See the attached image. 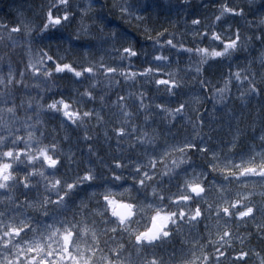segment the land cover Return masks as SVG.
Instances as JSON below:
<instances>
[{
  "label": "snow or ice",
  "instance_id": "1",
  "mask_svg": "<svg viewBox=\"0 0 264 264\" xmlns=\"http://www.w3.org/2000/svg\"><path fill=\"white\" fill-rule=\"evenodd\" d=\"M93 2L88 0L82 7L71 0H49L41 5L38 22L20 21L10 29L0 24L7 32L0 40L26 39L29 53L23 68L22 61L16 67L9 63L4 74L0 65V264H249L259 253L246 251L244 243L264 234V191L254 190L264 189V134L258 145L237 150L236 135L226 141L214 138L216 129L210 127L205 133L202 118L190 121L191 131L174 132L175 121L185 118L190 105L181 99L187 93L179 73L162 69L183 63L186 55L189 64L195 57V68L181 71L194 73L200 89L210 90L215 102L227 107L233 86L243 104L253 98L264 101V0H215L210 21L189 11L191 0H179L176 6L185 11V32L179 39L168 29L149 35L151 52L137 49L116 30L103 34V28L93 23L89 28L81 25L75 35L79 41L81 34L93 29L102 34L80 50L83 62L60 57L58 52L49 54L50 45L48 51L39 49L32 56L34 43L51 40L50 33L66 29L77 14L93 19ZM116 6L131 15L130 5ZM203 8L207 11L209 5L204 3ZM165 34L170 38L162 40ZM186 35L192 47L186 46ZM205 41L208 46H199ZM256 43L261 46L259 69L255 58L236 64V71L230 62L226 72L219 67ZM69 48L76 53L71 44ZM97 53L108 59L104 55L97 59ZM134 60L148 67L123 70L135 67ZM165 74L167 79L156 78ZM118 77L125 85L144 81L140 88L147 87L152 94L129 91L111 101L109 93L121 85ZM29 78L39 83H26ZM61 79L84 86L83 92L75 90L79 99L65 98L67 93L58 86ZM82 101L102 107L80 110L77 105ZM172 102L178 106H166ZM104 106L121 118L104 133V139L110 145L114 141L119 150L110 161L93 148L99 135L88 134L92 120L96 127L110 123L100 115ZM140 115L143 125L133 122ZM57 116L59 124L49 129L45 118ZM257 118L264 125V103ZM67 128L84 132L77 143L88 145L87 158L80 149L62 147L71 145L72 137L61 135ZM126 141H130L127 153ZM233 184L238 190L227 187ZM212 192L217 197L208 203ZM126 196L132 202H124ZM206 221L215 222V234ZM240 224L254 227L255 233L241 237L230 230V225ZM183 228L195 233L196 243L188 242L185 248L182 242L179 254L174 247L166 252ZM259 239L264 244V235Z\"/></svg>",
  "mask_w": 264,
  "mask_h": 264
},
{
  "label": "trees",
  "instance_id": "2",
  "mask_svg": "<svg viewBox=\"0 0 264 264\" xmlns=\"http://www.w3.org/2000/svg\"><path fill=\"white\" fill-rule=\"evenodd\" d=\"M73 5H81L82 7L88 3V0H71ZM49 3V0H0V24L8 25V28L16 27L20 21L32 20L36 21L37 17L41 14V5H46ZM179 3V0H94L92 12L95 14L93 19H83L79 14L76 15L73 23L68 26L66 29H60L59 31H52L50 36L53 37L51 40L45 39L42 43L37 42L32 46V56L39 54V49H44L45 51L49 50V45L51 46L52 52H58L60 57L69 56L71 59L77 60L78 62H83V53L80 51L82 48H88L93 37H99L102 34L93 29L87 34H81V39L79 41L75 40V35L79 27L82 25L84 28H89L93 23H96L98 27L103 28V34H107L111 30H116L122 34H125L129 41L136 46L137 49L145 48L149 52L152 51V41L148 39V36H156L157 32H163L164 29H168V33H175L177 39L180 38V34L185 32V11L176 5ZM207 3L209 9L206 11L203 8V4ZM215 3V0H191L192 7L189 9L190 12L200 13L201 16H208L209 21L211 17V8ZM116 5H130L131 15L122 14L120 7ZM43 11L46 13L47 8L45 7ZM62 15L63 12L61 11ZM136 17H141V19H136ZM251 19V17H249ZM190 22V19H189ZM6 36L7 32L0 28V36ZM251 35V33H249ZM170 36L165 34L163 39H168ZM190 39L189 36H185L186 46L192 47L193 45L188 43ZM13 40L15 43H13ZM72 45L76 49V53H73L69 45ZM119 46V45H118ZM124 47L129 46L124 44ZM201 47L208 46V42L205 41L204 44L199 45ZM214 46V45H213ZM99 44H97V48ZM91 51H95L92 49ZM261 54V46L259 43L253 45V47L246 52L236 53L230 61H226L221 64L219 67L227 71V65L230 62L233 65L232 70L236 71V64H246L248 61L253 58L256 59V68L259 69V56ZM101 55H104L105 59H108L107 55L104 53H97V59ZM165 55H168L166 52ZM29 53L27 48L26 39H20L18 37H13L12 40H6L5 44H0V65L4 66V74L7 73L6 65L11 63L13 67H16L18 61L20 67L23 68L25 64L28 63ZM183 63L177 64L173 63L170 68L162 69L165 73L171 71L173 73H179V79L184 84V92L187 95L182 96V100L189 102V109L185 113V118L183 120L177 119L175 121L177 129L183 131H191V122L196 121L198 118H202L205 121V127L203 131L205 133L209 132L210 127L216 129L212 133L214 138L220 140H228L236 135L238 139L237 150L244 149L249 144H259V136L264 134V125L261 124L260 120L257 118V113L260 108V104L264 101L259 100L258 98H253L252 101L248 104H243L239 99V91L235 86L231 89V95L227 103V107L221 105L218 102L213 100V93L210 90H201L199 84L197 83V78L194 73H189L187 71H181L191 67L192 69L196 66V58H191V63L189 64V57L186 55L183 57ZM67 62V61H66ZM136 65L135 67L128 69L124 68L125 71H143L144 68L148 67L147 64L141 65L140 61H133ZM153 67H156L153 65ZM157 79L164 78L167 79L168 76L165 74L163 77L157 76ZM210 79L214 77L210 76ZM121 80V85L119 89L114 90L109 93L111 95V101L116 100V95H127V92L132 91L139 93L144 91L146 94H152L149 88L145 87L140 88V84L144 81L138 80L135 85L131 83L125 85L122 78H117ZM259 79V78H258ZM28 84L39 83V81H32L30 78L25 81ZM59 90L67 93L65 96L68 99L69 96L73 100L79 99L75 90L83 92L85 90L84 86L73 85L68 79H61L58 81ZM221 85H217L219 87ZM161 91L163 88L161 87ZM103 95V93H100ZM27 99L26 94H22ZM32 96H36V92L31 93ZM58 98V97H57ZM199 100L200 103L195 102ZM109 101V103L111 102ZM50 102V101H49ZM163 101L157 100L155 103H162ZM147 103V101H146ZM215 104V107H214ZM166 106L175 108L178 105L175 102L166 104ZM77 107L80 110H88L95 107L98 111L101 109L102 105L96 103L95 105L82 101ZM129 111H135V108L126 109ZM101 117L104 121H110L106 127H96V121L92 120L90 123L93 125L92 129L88 132L89 135L94 138L99 135V139L93 144V148L96 152L99 153L106 161H110L111 157L116 154H119V150L116 148L115 142L113 141L110 145L104 139V133L108 128L114 126V124L121 119L118 116L113 115L111 111L108 110L107 106H104V110L100 112ZM48 120L49 129L54 128L59 124V117H46ZM133 122L136 124L143 125V115L139 117L134 116ZM155 125H153L154 127ZM231 126V133L229 132V127ZM61 135H70L72 137L71 145L65 143L62 145L65 149L69 146L72 147L74 152L77 149L82 150L84 157L87 158V149L88 145L82 141L77 143L79 137L84 135L82 130H73L67 128L61 133ZM130 141H126L124 144V150L127 153V144ZM257 151L259 148L257 147ZM78 153V157H79ZM195 159V158H194ZM239 163V160L236 161ZM127 187V186H126ZM227 187L231 188L233 191L238 190V186L235 184L228 185ZM249 190H253L252 186H249ZM255 192L258 194L264 189H261L259 186L254 188ZM114 191H122L121 189H115ZM246 194V193H245ZM135 195V193H132ZM217 193L212 192L209 194L208 203H213L216 199ZM119 199V196L116 197ZM102 199V197H101ZM257 200L260 199L259 195L256 197ZM126 202H132L125 197ZM226 206V205H221ZM195 207V205H193ZM149 216L151 213L148 214ZM214 215V213H213ZM147 222V221H146ZM150 223V222H148ZM206 223L212 224V232L215 234V222L206 221ZM223 223V221H221ZM230 230L233 233L239 232L241 237L246 236L249 232L255 233V228H248L246 225H230ZM199 231L203 233V226L201 225ZM195 233H191L188 228H183L180 235L174 240L172 245L166 246V252H171L174 247L179 254L182 242H184V247H188V242L196 243L193 240ZM264 234H255L252 236L251 240H246L244 243V249L247 251L252 250L253 253H259V255H252L249 260V264H261V259L264 258V244L261 243L259 236ZM215 238V235H213ZM200 243H207L206 240H201ZM235 247L239 249L241 244L239 240L235 241ZM211 251V249H208ZM235 255V254H233ZM167 258V255H166ZM224 264H229L225 261Z\"/></svg>",
  "mask_w": 264,
  "mask_h": 264
},
{
  "label": "bare ground",
  "instance_id": "3",
  "mask_svg": "<svg viewBox=\"0 0 264 264\" xmlns=\"http://www.w3.org/2000/svg\"><path fill=\"white\" fill-rule=\"evenodd\" d=\"M3 36H4V35H3ZM4 37H6V36H4ZM6 40L8 41L7 38H5V39H3V40H0V44H5Z\"/></svg>",
  "mask_w": 264,
  "mask_h": 264
},
{
  "label": "water",
  "instance_id": "4",
  "mask_svg": "<svg viewBox=\"0 0 264 264\" xmlns=\"http://www.w3.org/2000/svg\"><path fill=\"white\" fill-rule=\"evenodd\" d=\"M124 202H126V201H124Z\"/></svg>",
  "mask_w": 264,
  "mask_h": 264
}]
</instances>
